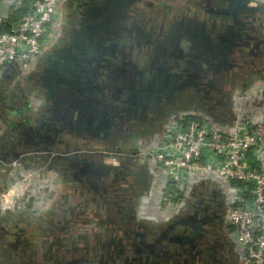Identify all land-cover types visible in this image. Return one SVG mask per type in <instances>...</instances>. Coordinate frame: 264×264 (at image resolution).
Listing matches in <instances>:
<instances>
[{
  "label": "crops",
  "instance_id": "crops-1",
  "mask_svg": "<svg viewBox=\"0 0 264 264\" xmlns=\"http://www.w3.org/2000/svg\"><path fill=\"white\" fill-rule=\"evenodd\" d=\"M72 1L76 0H69ZM203 1L142 0L126 8V1L119 0L116 2L120 4L119 15L127 19L126 26H121L126 35L123 43L140 62L159 58L170 63L171 59L181 57L179 50L183 49L187 65L181 64L172 70L173 82H177L174 85L183 82L187 74L192 73L194 78L181 88H171L170 101L180 110H194L201 97L207 95L209 78L220 88V96L214 107L204 112L213 114L221 127L230 128L237 115L256 121L263 119L264 101L247 99L242 104L238 100L229 103L225 90L235 89L241 82L257 89L260 84L257 81L264 79V64L254 70L246 64L250 47L238 48L231 41L222 42L226 19L214 17L199 8L197 3ZM205 35L212 39H205ZM205 43L208 47H203ZM81 53L77 43L71 55L84 58L92 66L86 79L83 78L84 84L70 81L71 70H55L51 77L44 75L43 79L35 78L33 74L37 83L43 81L45 90H40L35 99H31L32 103L17 104L9 98L0 103V157L14 160L13 165L0 162V189L15 182L24 186L20 203L23 216L9 219L8 223L10 226L13 220H19V230L29 231L30 226L32 230L26 236H18V233L0 235V264H34L35 257L43 255L46 264H74L82 260L107 264H244L228 225L221 220L217 223L218 219L206 220L199 211L205 191L211 189L210 183L223 187L219 179L195 182L184 198L189 204L184 203L181 207H187L188 216L172 219L158 213L156 195L159 191L156 189L149 195L150 180L156 177L150 164L133 165L126 156L118 157L124 172L133 178L132 185L127 186L119 183L116 172L106 178L89 175L77 178L82 163H97L99 156L110 151L114 144L121 145L123 155L132 152V148L139 151L151 146H133V139L129 141L131 143L119 142L121 135L145 136L151 129L146 123L123 127L124 123L113 117L119 110L120 96L111 95L108 90L114 73L105 68L111 59L101 55L86 57ZM229 54L233 56V68L221 75L215 72L212 77L206 59L219 56L225 63ZM201 59L206 63H199ZM32 71H25L23 79L0 78V98L8 97L12 91L10 85H23ZM24 98L27 100V95ZM106 109L112 112V127L103 141L93 135L98 134V122ZM89 120L92 125H87ZM92 139H96L93 145ZM38 147L52 151L59 149L66 159L53 168L47 164L44 169L43 163L29 154L25 169L24 157L16 158L15 155L30 148L35 151ZM122 193L124 197H120ZM27 197L31 200H24ZM91 198L95 203L87 206ZM42 214L46 215L43 219L40 218ZM204 220L211 225L203 223ZM188 222L192 229L200 230V236L193 231L192 240L181 245L169 243L165 238L167 232ZM46 223L47 227L59 228L64 233L43 235L40 232ZM101 228L119 230L117 239L113 241L110 235L102 233Z\"/></svg>",
  "mask_w": 264,
  "mask_h": 264
},
{
  "label": "built area",
  "instance_id": "built-area-1",
  "mask_svg": "<svg viewBox=\"0 0 264 264\" xmlns=\"http://www.w3.org/2000/svg\"><path fill=\"white\" fill-rule=\"evenodd\" d=\"M65 7L64 0H0V78L18 80L24 77L16 75L18 70L42 66V57L59 42ZM254 97L241 94L238 102ZM154 139L135 156L155 170L158 213L175 216L195 182L219 179L229 201L227 225L244 264H264V118L237 115L223 128L182 113L165 122ZM23 188L15 182L0 191V235L11 234L5 216L20 210Z\"/></svg>",
  "mask_w": 264,
  "mask_h": 264
},
{
  "label": "flooded vegetation",
  "instance_id": "flooded-vegetation-1",
  "mask_svg": "<svg viewBox=\"0 0 264 264\" xmlns=\"http://www.w3.org/2000/svg\"><path fill=\"white\" fill-rule=\"evenodd\" d=\"M119 0H76L72 2L67 3V7H65L64 12V18H63V28L61 29V34H60V39L58 44H56L48 53H46L42 57V66L34 71L31 72V74L27 75V81L23 83V85H18L17 83H14L10 85L9 88L12 89V91L9 93L8 97H3L0 98V103H3L4 101L9 98L14 103L17 104H23L27 103L28 101L30 102L31 99H35L37 94L40 92V90H43V85L42 82L37 83L36 80L34 79L33 74L35 75V78H44L45 76L51 77L54 73V71H64V70H71L70 72V78L74 74L78 75L80 72L87 71L90 69L92 66L90 65L89 61L85 60L84 58H74L71 54H73V48L75 45L78 43L79 51H84L86 47H84L83 43L80 42L79 37H78V32L79 31H84V26L93 23L95 21H104L105 19H108V22L115 21L117 22V17H119V9H120V4H117L116 2ZM123 1V0H121ZM126 3H128L130 0H125ZM133 1V0H131ZM142 0L138 1L135 0L134 3H141ZM206 2L207 0H204L203 2L197 3L199 8L204 9L205 11L207 10L206 7ZM209 8L212 9L213 11H218V10H226L228 7V3L222 4L218 0H210L209 2ZM251 3H246L245 6L240 10V12L235 16V17H221L218 15H213L214 17L218 18H225L227 22V28H226V34L224 37H226V42L229 43L230 41L238 48H249L250 47V52H249V57L246 60V64L254 67V70L256 68H259L264 64V29L262 28V23H263V18H264V3H258L256 5H252ZM118 6V7H117ZM101 9V12L99 10ZM106 9L114 10L117 14V17L109 16L106 18L105 11ZM117 18V19H116ZM203 47H208V44L205 43ZM191 50V49H190ZM197 53V52H196ZM195 57H198L195 52H194ZM51 56V59L48 57ZM208 57V55H206ZM226 62H221L219 56H213L212 58L209 56L206 60L209 61L211 69H212V74H210L212 77L214 74L218 73V75L223 74L225 71L228 69L233 68V56L230 54L228 56ZM53 58V59H52ZM117 59L123 60V59H136L134 54L132 53L131 50L127 49L126 50V56L125 58L123 56H118ZM212 59V61L210 60ZM158 61L156 63V66H164L167 69L174 70V67H178V65L182 66L187 65L186 59L182 56H178V58H173L171 59L170 63L165 61L163 62L162 59L155 58L151 59L145 62H139L140 64H145L147 67L150 69V62L151 61ZM203 63V59L200 60ZM52 64H51V63ZM175 62H178L176 65ZM185 63V64H184ZM73 64V65H72ZM168 66H167V65ZM72 65V66H71ZM101 65V63H100ZM57 66V68H55ZM110 64L106 65V70L114 73L112 76V81L109 83V91L112 93H115L116 95L120 96L118 97V111L117 113L113 114V117H117L119 119L120 123H124L123 127L129 126V124H148L149 129L151 131L144 135H131L132 133L129 134H124L121 135L119 142H127L131 143L129 141H132L131 145L136 146V144H142V146H149L151 144V141L154 142V138L156 137L157 134H160L162 131V125L173 118L176 115L182 114V113H188V114H193V115H200L207 117V119L211 120V122L216 123L220 125V121L213 116V114H209L208 112L204 111H209L214 107L215 102L218 100L220 96V88L218 85L213 82V80H209L208 78V92L207 95H204L201 97L200 101L193 107V111H182L179 109V107L175 106L171 100L170 97V91L172 84H170L168 88V92L164 93L163 96H161L160 100H157V97H153L152 99L149 100L147 104H142L140 103L138 106L134 107L131 103H129V91L126 89H122V92L119 94L116 93V89L118 88H123L124 85L127 83L126 81H123L119 77V82L117 86H114L116 83L115 78L118 77L116 71H114V68L110 66ZM179 66V67H180ZM208 66V63L206 64ZM206 66L204 68H206ZM169 67V68H168ZM55 68V69H53ZM110 68V69H109ZM216 72V73H215ZM16 75L20 77L24 76L19 70L16 72ZM166 75V74H165ZM184 77V76H183ZM23 78V77H22ZM194 77H192V73L187 74L184 81L180 84L184 86L187 82L191 81ZM207 78V77H206ZM48 77H46L47 83L50 84V82L47 80ZM52 79V78H51ZM83 79V78H82ZM81 79V80H82ZM80 80V82H81ZM164 80V79H163ZM162 80V81H163ZM183 80V79H182ZM173 81V80H172ZM113 82V83H112ZM258 87L257 89L254 90L253 87H251L248 83L241 82V84L238 85L235 89H228L225 90V94L227 96L225 97L227 101L230 103L231 100L237 101L238 96L242 95H249V94H255L256 101H264V79H261L257 81ZM140 82H138V89L140 88ZM190 83H188L189 85ZM36 86H39L36 87ZM48 86V85H47ZM112 86V87H110ZM47 88V87H46ZM253 88V89H252ZM170 89V90H169ZM45 90V89H44ZM168 93V94H167ZM23 94V95H22ZM27 95V100L24 98V96ZM156 96V95H155ZM158 96V95H157ZM30 99V100H29ZM33 101V100H32ZM151 101V102H150ZM32 103V102H30ZM253 103V102H252ZM147 108L145 110V107ZM30 107V105H28ZM216 108V107H215ZM217 110V108H216ZM108 111L110 114V117L112 118V112L110 109H106L104 113ZM204 116V117H205ZM116 118V119H117ZM112 127V124H111ZM107 130L106 132H98V134H94V137H100L101 140H106L108 137V133L111 129ZM122 127V126H121ZM120 127V128H121ZM96 139H92L91 144H95ZM112 149L110 151H106L102 153L99 158L97 163H92L91 161H85L84 163L90 164L91 169L93 170H100V171H105L107 172V176H99V177H109L112 172L118 173L119 177V183L122 185H132L133 183V178L128 172H124L125 170L122 169V163L120 160H118V157H123L126 156V158L133 164V165H147L141 158H137L135 155L138 154L140 151L144 150H136L134 148L132 152H128V155H123L121 152V145L114 144L112 145ZM135 151V152H134ZM134 152V153H133ZM109 154L111 157H106V155ZM121 155V156H120ZM39 160V159H38ZM64 161L57 159V158H47L44 157L42 158V163H49L50 166L56 167L63 163ZM114 162H117L115 164ZM82 163V164H84ZM94 164V165H93ZM82 167V165L79 167V169ZM45 169V168H44ZM78 169V171H79ZM123 170V171H122ZM77 171V172H78ZM84 175H89V176H96V175H91V174H84ZM83 175V176H84ZM77 178H78V173H77ZM79 179V178H78ZM209 183V182H208ZM211 189L205 191V198L203 202V206L199 207L200 213L204 214L203 217L204 219H218L217 223L221 220L224 225L227 224V218H228V213H229V201L227 197V193L224 189V187H218L215 186L213 183H210ZM149 195L155 193L156 191V177L152 178L149 183ZM124 197V194L122 193L120 197ZM94 198H91L87 201V206L90 203H95ZM188 200V199H187ZM185 199L183 204L185 203L186 206L189 204ZM187 202V203H186ZM184 206L185 212H183V209L181 207L179 208L178 214L175 216H172L171 218H182V217H187L188 216V209L187 207ZM95 216L99 217L98 213L95 214ZM191 216V215H190ZM189 216V217H190ZM24 220V219H23ZM28 221V220H27ZM191 222V221H190ZM19 220H13L10 225V233H18V236L22 235H27V231L24 228V231L19 230L18 227ZM27 224V222H25ZM203 223L207 224V221H203ZM207 225H211L208 223ZM179 227V228H178ZM178 227L173 228L172 230L167 232V241L169 242L170 237H175V236H180L182 238L181 243L177 245L184 244L187 240H192L193 235L191 233L195 231L192 229L193 227L190 226V223H182ZM177 229L180 230V233H177ZM199 230V229H198ZM101 231L103 234L110 235L111 239L115 241L118 236L119 230H108V229H102ZM64 233L62 230L60 231L59 228H52L50 226L44 225V227L41 229V232L43 235H49V233ZM66 232V231H65ZM198 235L200 236L199 232L195 231ZM188 237V238H186ZM85 240L84 242H86ZM185 241V242H184ZM170 243V242H169ZM171 244H176V243H171ZM191 244V243H190ZM188 245V247L190 246ZM192 246V245H191ZM35 261H38L39 264H46L45 263V257L37 256L34 259ZM88 262V263H87ZM78 261L75 262L74 264H107V263H101L99 261ZM110 262V261H109ZM34 264H37L35 262Z\"/></svg>",
  "mask_w": 264,
  "mask_h": 264
},
{
  "label": "water",
  "instance_id": "water-1",
  "mask_svg": "<svg viewBox=\"0 0 264 264\" xmlns=\"http://www.w3.org/2000/svg\"><path fill=\"white\" fill-rule=\"evenodd\" d=\"M135 0L129 1L126 3V8L130 6V4L134 3ZM140 0H137V2ZM222 4H227L228 7L226 10H218L213 11L209 7L210 0H207L206 2V13L211 15H218L221 17H235L240 10L245 6L246 3H264V0H218ZM69 0H64L65 5ZM119 3V1H117ZM117 3V4H118ZM101 12V9L99 10ZM106 18L109 16L117 17V13L114 10L106 9L105 11ZM120 14V13H119ZM118 18V19H117ZM117 22L115 23L113 21L108 22V19H105L104 21H95L93 23H89L84 26V31H79L78 37L80 42L83 43L84 47H86L84 51H82V56H106L110 57V61L108 64L114 68V71H116L118 77L115 78L116 83L114 86L118 85L119 77L126 81L127 83L122 88L116 89V93L122 92V89H126L130 93L129 97V103H131L134 107L138 106L142 102L144 104H147L150 99H152L153 96L157 97V100L161 99V96L165 92L168 91V88L170 84H172V87H179L181 88L182 85L179 86L180 82L177 85H174L172 80L174 79V73L171 69H167L164 66H156V63L158 61H151L150 62V69L145 64H140L138 60L136 59H123L118 60V56H123L125 58L126 56V50L128 49L127 46L123 43V39H125L126 35L122 31L121 26H126L127 19H123L122 17H117ZM198 37V36H197ZM205 39L211 40V36L205 35ZM222 42L226 41V37L222 36L221 38ZM181 57L184 55V51L181 48L179 50ZM176 65L178 62H175ZM4 66H7V63H4ZM72 66V65H71ZM57 68V66L55 67ZM53 68V69H55ZM169 68V67H168ZM90 72V70L82 71L80 74L76 75L74 74L72 78H70L71 82L78 84V83H85L82 78L86 79V75ZM166 74V75H165ZM82 79V80H81ZM164 79V80H163ZM81 80V82H80ZM163 80V81H162ZM138 82H140V88L138 89ZM171 87V88H172ZM158 95V96H157ZM154 97V98H155ZM147 102V103H146ZM151 102V101H150ZM145 107V106H144ZM147 108L145 107V110ZM87 125H92V121H86ZM112 124V118L110 117V114L108 111H106L102 117L100 118L97 126L98 132H106L109 130ZM28 152V154H33V158L41 159L44 157L52 156L55 151L49 150L46 147H38L35 151H33L31 148L28 150L23 151L22 153H18L15 155L16 158H21L24 153ZM56 153H60L62 156H55L54 158L60 159L64 161L66 157H64L65 154L61 153V150L57 149ZM26 159H30L26 158ZM1 163H6L7 165H13L12 160H6L3 157H0ZM94 165V164H93ZM27 167H25L26 169ZM27 171V170H26ZM78 178L81 179V177L88 173L91 175L96 176H107V172L105 171H98L93 170L90 167V164H82V167L79 169ZM4 189H1L0 191H3ZM177 233H180V230L177 229ZM9 235V234H6ZM193 235V232L191 233ZM29 241V240H28ZM182 238L180 236L170 237L169 242L170 243H181ZM163 252V249L161 250ZM38 264V261H36Z\"/></svg>",
  "mask_w": 264,
  "mask_h": 264
},
{
  "label": "rangeland",
  "instance_id": "rangeland-1",
  "mask_svg": "<svg viewBox=\"0 0 264 264\" xmlns=\"http://www.w3.org/2000/svg\"><path fill=\"white\" fill-rule=\"evenodd\" d=\"M28 155H29L28 152H26V153H24V155L21 157V158L24 157L23 160H24V164H25V166L27 165V162H28V159H26ZM12 161H14V160H12ZM39 161L42 162V158L39 159ZM47 164H49V163H44L42 168H45ZM26 167H28V166H26ZM24 200H26V201H27V200H31V198L27 197V198L24 199ZM20 203H21V201H20ZM22 214H23V207H22V209H20L19 211H18V208L16 207L15 210H14L13 212H11V210H10L9 212H7V214H6V216H5V219H17V217L20 218L21 216H23ZM43 216H46V215L42 214V215H40V218L43 219V218H44ZM0 219H2V217H1V213H0ZM31 225H32V224H31ZM44 225L47 226L48 224L46 223V224H44ZM9 228H10V226H9ZM42 228H43V226H42ZM10 229H11V228H10ZM29 231H32V230H31V226H30ZM7 261H8V260H7ZM11 261H12V260H10L8 263H10Z\"/></svg>",
  "mask_w": 264,
  "mask_h": 264
}]
</instances>
